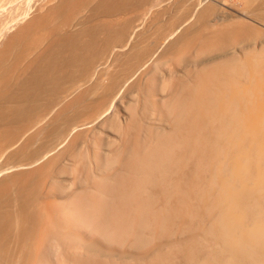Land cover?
I'll list each match as a JSON object with an SVG mask.
<instances>
[{
	"label": "bare ground",
	"instance_id": "bare-ground-1",
	"mask_svg": "<svg viewBox=\"0 0 264 264\" xmlns=\"http://www.w3.org/2000/svg\"><path fill=\"white\" fill-rule=\"evenodd\" d=\"M0 264H264V0H0Z\"/></svg>",
	"mask_w": 264,
	"mask_h": 264
},
{
	"label": "rangeland",
	"instance_id": "rangeland-1",
	"mask_svg": "<svg viewBox=\"0 0 264 264\" xmlns=\"http://www.w3.org/2000/svg\"><path fill=\"white\" fill-rule=\"evenodd\" d=\"M168 17H169V16H168ZM168 17H167V18H168ZM166 20H168V19H165V21H166ZM175 54H177V53H175ZM179 54H180V53H179ZM181 54H183V53H181ZM177 55H178V54H177ZM177 55H176V56H177ZM172 56H173V59H172V60H171V59L169 60V58L172 57ZM172 56L168 57V61H169V62L166 61V62H168V64L170 65V67H169V65L167 64V67H169L170 69H171V67H172L171 65L174 64V63H175L174 65H175L176 67L173 66L172 69H174V67H175V68H176L175 70H177V69H181L183 66H185V65L187 64V63H185V60L187 59V57H185V58H186V59H185V58H183L182 56L178 55V59L183 58L182 61H184V62L182 63V61H180V60H178V59H175L176 57H175L174 55H172ZM179 56H180V58H179ZM183 56H184V55H183ZM190 56L193 57V55H190ZM190 56H188V57H190ZM192 57H190V58L187 59V60H190V61H191V59H194V57H193V58H192ZM173 60H174V61H175V60H176V61L178 60V61H177V62H173ZM187 60H186V62H187ZM190 61H188V62H190ZM178 62H179V63L181 62V63L179 64ZM191 62H192V61H191ZM178 64H179V65H178ZM178 66H179V67L181 66V67L179 68ZM164 67H166V66H164ZM164 67H163V68H164ZM166 69H167V68H166Z\"/></svg>",
	"mask_w": 264,
	"mask_h": 264
}]
</instances>
